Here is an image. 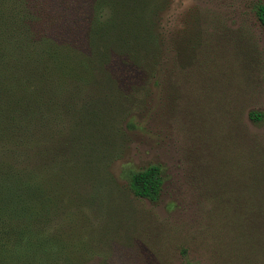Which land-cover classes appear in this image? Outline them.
Segmentation results:
<instances>
[{
  "label": "rangeland",
  "instance_id": "rangeland-1",
  "mask_svg": "<svg viewBox=\"0 0 264 264\" xmlns=\"http://www.w3.org/2000/svg\"><path fill=\"white\" fill-rule=\"evenodd\" d=\"M259 2L142 1L81 97L52 103L56 75L0 60V264H71L32 248L63 230L93 248L82 264H264ZM152 163L158 202L122 176Z\"/></svg>",
  "mask_w": 264,
  "mask_h": 264
},
{
  "label": "trees",
  "instance_id": "trees-1",
  "mask_svg": "<svg viewBox=\"0 0 264 264\" xmlns=\"http://www.w3.org/2000/svg\"><path fill=\"white\" fill-rule=\"evenodd\" d=\"M142 1L147 0H0V60H17L16 65H19L20 60L25 59L28 62L25 68L20 67L16 72L18 76L24 75V79H36L42 72L49 71L56 75L57 86L49 89L54 98L52 103L71 91L78 92L81 97L85 91L81 82H89L95 71L96 57L107 56L109 46L115 48L122 43L119 40L127 24L143 20L139 7ZM256 13L264 27V2L257 4ZM86 47L94 49L95 60L90 54L80 52ZM249 117L259 122L264 119V113L253 110ZM122 176L134 196L151 202L161 199L166 182L161 164L126 167ZM49 184L53 186L52 181ZM65 232L32 242V248L51 250L57 259L71 264H82L93 256L90 255L93 248L83 240L85 237L69 235L68 241ZM52 259H46V263ZM185 264L194 263L187 261Z\"/></svg>",
  "mask_w": 264,
  "mask_h": 264
}]
</instances>
